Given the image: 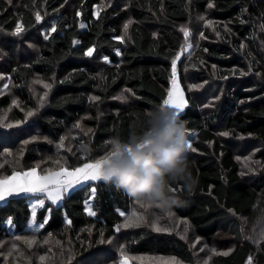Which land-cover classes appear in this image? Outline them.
Masks as SVG:
<instances>
[{"label": "trees", "instance_id": "trees-1", "mask_svg": "<svg viewBox=\"0 0 264 264\" xmlns=\"http://www.w3.org/2000/svg\"><path fill=\"white\" fill-rule=\"evenodd\" d=\"M212 16L216 31L203 28L185 55L199 83L221 85L213 110L203 107L199 94L191 97L189 75L181 65L177 69L187 101L181 119L195 134L197 151L189 159L200 182L193 194L183 193L186 203L174 211L193 225V236L145 224L125 227L123 250L132 264L158 257L200 264L189 243L195 236L208 248L228 251L213 264H249L250 257L251 264H264V240L245 237L264 216V168L258 166L264 163V0H0V61L9 67L14 91L13 99L0 93V114L8 112L0 117V177L31 168L45 174L107 155L113 137L126 139L141 127L146 110L168 98L171 61L194 35L185 37L182 30L199 29ZM89 48L91 56L85 55ZM122 90L128 100L118 99ZM29 111L36 113L35 126L26 120ZM247 155L259 163L246 167L237 159ZM91 184L94 197L90 188L77 187L59 205L45 199L35 214L36 222L47 221L39 231L27 229L34 200L9 198L0 204V243L33 239L35 249L24 247L31 264H64L65 244L77 254L108 250L136 200L102 181ZM104 261L121 264L113 250Z\"/></svg>", "mask_w": 264, "mask_h": 264}, {"label": "clouds", "instance_id": "clouds-1", "mask_svg": "<svg viewBox=\"0 0 264 264\" xmlns=\"http://www.w3.org/2000/svg\"><path fill=\"white\" fill-rule=\"evenodd\" d=\"M142 121L126 139L109 141L100 180L161 212L182 207L183 193L193 194L200 182L189 159L186 124L174 108L162 104L146 110ZM253 223H264V216Z\"/></svg>", "mask_w": 264, "mask_h": 264}, {"label": "rangeland", "instance_id": "rangeland-1", "mask_svg": "<svg viewBox=\"0 0 264 264\" xmlns=\"http://www.w3.org/2000/svg\"><path fill=\"white\" fill-rule=\"evenodd\" d=\"M70 3L73 0H69ZM107 2L108 4H110L111 0H102ZM119 2L125 3L126 0H117ZM59 12L57 13H53L54 15H57ZM211 22V28L213 30L216 31V27H215V21L216 18L212 16V18L209 20ZM128 22V17L125 19V23ZM208 27L206 24V21L202 22V26H200L199 29H186L189 32H193L194 35H191V40L188 42V44L191 45H195L198 43V41L202 38V32L201 30L203 28ZM188 47H184L181 52L178 54V56L180 57V59L177 61V69H178V65H181L183 67V70L189 75L188 78V89L191 92V97H195V94H199L200 98H204L202 104L203 107L206 108L207 111L213 110V107L215 106V102L219 100V98L221 97V95H219V91H220V87L221 85L217 84L216 82H213L212 80L209 82H205V83H199L195 77L192 75H190V70L188 69L187 66V58L189 57V54L185 55L186 51H187ZM26 55V54H24ZM3 61H0V77H3L2 79H0V93H4L5 95L7 94H11V96L14 94L12 85H11V78L8 75V71H9V67L8 66H4ZM177 84L180 87V89L182 90V93L184 95V99L186 100L185 97V92L182 88V85L180 83L179 77H178V73H177ZM5 85H7V87H5ZM172 89V84L170 87V90ZM124 97V100H128V94L124 93V90H122L120 92V94H118V97ZM13 99V96H12ZM16 104L17 101L14 98ZM187 102V101H186ZM40 103V102H38ZM187 106V104H186ZM186 108V107H185ZM185 111V109H184ZM183 111V112H184ZM182 112V113H183ZM33 114L31 116L27 115V119L29 124H33L35 123V117H36V113L32 112ZM181 113V114H182ZM8 112H3L0 114L1 116H5L7 115ZM1 119V118H0ZM8 125H11L8 124ZM70 130V129H69ZM188 138L190 140V142L193 145V142L195 140V134L193 133H188ZM258 148H256L255 151H257ZM192 151H190L189 154H191ZM2 156H0L1 158ZM103 155L102 156H98L97 158H95L94 160L88 162V163H94L96 160H100L103 159ZM250 158V159H249ZM240 160H243V164H247L248 161H253L254 162H258V159H254L251 155H247V156H243L242 158L239 156ZM262 164H258V166L263 169L264 168V163L261 162ZM84 165V164H83ZM83 165L81 166H77L74 168H69L68 166H64L65 168H67L68 170H74L76 168L79 167H83ZM248 165V164H247ZM32 169V168H31ZM28 169V170H31ZM28 170H21V171H17V172H25ZM37 173L40 175H43L44 173H41L38 169ZM60 170V169H59ZM58 171V170H56ZM88 182H85V184H87ZM79 187V186H77ZM76 187V188H77ZM72 190H69V192H71ZM68 192V193H69ZM67 193L64 194V196ZM24 195V194H21ZM29 196V195H26ZM64 196L62 198L61 201H58L56 203V205H59L63 202ZM31 197V196H30ZM9 198H6V200L4 202H6ZM31 199H33L34 201H32L33 203L36 202L34 197H31ZM46 199V198H45ZM47 200V199H46ZM4 202H0V204L4 203ZM135 211L137 213V215L139 216H143V222H141L139 224V226L141 224H145L148 225L151 229H153L152 224L154 222H156L157 226L161 229H166L165 231H171V232H177L179 235L184 236V237H192L193 236V225L191 223H189L187 220H185L184 217L180 216L178 213H176L174 211V209H172L171 211H165V212H161L159 209L157 208H152L148 205H144L141 204L140 202L137 203V200L135 202V207L133 206V208L128 212L127 215H125V219L122 225H120V235L117 236L112 242H110V246L108 247V250H97L94 251L88 255L83 254V252H80V254H77L76 251H74V247H71L69 244H65V250L62 251L60 253V257L62 259V262L64 264H104V258L106 256H108L110 254V251L113 250L114 252H117L119 259L121 260V264H132L131 260L125 255L127 254L126 251L123 250V245L125 244V241L127 240L125 233V227H123L125 221L127 218L131 217L132 212ZM169 213H171V215H169ZM33 219V218H32ZM146 221V222H144ZM41 223H38L36 221L33 220L30 221L29 226L27 227L28 230H36L39 231L42 228H39L38 226ZM135 227V226H134ZM132 227V228H134ZM137 227V226H136ZM131 228V227H129ZM128 228V229H129ZM154 230V229H153ZM264 230V223H257L254 224L252 226H250L248 229L245 230L246 233V238L247 239H252L254 243H258L260 240L254 239V237H258V234ZM190 234V235H189ZM189 237H187L189 239ZM22 238V237H21ZM20 238V239H21ZM19 240H17L16 238L10 239L8 241H5L3 243H0V264H31V261L33 260L32 257L30 255H28L27 250L24 248L25 244H28V248H34V240L31 238H24L23 242L25 243L23 244H19L18 243ZM32 242V243H29ZM189 243L191 244V246L194 248H197V255H198V261L200 262V264H213V258L218 255L219 253H227L228 251L226 249L221 248L218 245H214L211 247H206L205 242H201L199 238L195 237L191 238V240L189 241ZM68 245V246H67ZM27 246V245H26ZM58 246H61L58 244ZM11 253V254H10ZM123 253V255H122ZM178 261V259L176 258H168V257H158L156 259L153 260H141V264H148V263H153V264H166V262L168 261H172V260ZM21 261H24L23 263ZM34 264H39V262H35Z\"/></svg>", "mask_w": 264, "mask_h": 264}, {"label": "snow or ice", "instance_id": "snow-or-ice-1", "mask_svg": "<svg viewBox=\"0 0 264 264\" xmlns=\"http://www.w3.org/2000/svg\"><path fill=\"white\" fill-rule=\"evenodd\" d=\"M11 2V0H9ZM212 4H209V7H212ZM97 15L99 14V8L97 10ZM79 15V13H77ZM42 19L39 13H36V21L39 22ZM131 24V21L126 24L125 32H127V28ZM207 26H211V22L209 21ZM81 27H84L83 24H81ZM21 30V26L18 25L17 29L14 31L15 34H19ZM55 31L56 29L53 27L52 29ZM184 32V36L188 37L189 32L187 30H182ZM48 37L45 36V39ZM123 39V38H119ZM185 47L190 48L191 44L185 45ZM93 53V49L89 48L85 55L91 56ZM117 55H119V52H117ZM180 59L179 56H176L171 61V73H172V89L168 92V98L163 101L164 106L174 108L178 115H181V113L184 111L186 107V100L184 99V95L182 93V90L177 84V61ZM105 61L107 62V58L105 57ZM3 77H0L2 79ZM7 87V85H5ZM45 87H48V85H45ZM92 100L99 99L98 97H91ZM118 99L123 100L124 97H118ZM15 103V102H14ZM33 113L29 111L27 113L28 116H31ZM79 127V125H77ZM221 135L227 136L229 133L224 132L221 133ZM63 145L61 144V147ZM188 148L190 151L195 152L197 151L193 146L192 143L189 140ZM130 151V149H129ZM10 155V153H8ZM239 159V157L237 158ZM250 159V158H249ZM55 163H59V161H56ZM103 160H96L94 163H85L83 167L76 168L74 170H68L65 167H61L58 171H52L48 170L45 174L40 175L37 173L36 168H32L31 170L25 171V172H16L13 171L10 176H3L0 177V202H4L6 198L8 197H17L21 194L29 195L31 197H34L36 202L32 204V217H33V223L35 221V214L37 208H43L45 206V198L51 202V204H56L58 201H61L64 194L68 193L69 190H72V192H75L76 187H82V188H90L91 195L94 197L96 194V187L92 186L91 182H101L100 180V169L102 166ZM259 163V162H256ZM4 165L0 164V168H3ZM247 167L248 165L245 164ZM38 167V166H37ZM249 171L251 169L249 168ZM85 182H88L86 185ZM139 203V201H137ZM86 210L88 211V215L94 216L95 212L90 210V206H86ZM50 211V210H49ZM121 216H124V212H120ZM171 215V213H169ZM47 221L45 220L43 223H41L38 227L43 228L44 224ZM143 222V216L137 215L135 211L132 212L131 217L127 218L123 227H134L139 226V224ZM9 225H11V220L7 221ZM70 224L71 221H68ZM152 227L156 231H165L166 229H161L157 226L156 222L152 224ZM116 231H120V227L116 228ZM184 237H182L183 239ZM19 239V237H17ZM254 239H257V237H254ZM259 240H264V230H262L258 234ZM32 243V242H29ZM11 254V253H10ZM223 255H227L228 253H219ZM123 255V253H122ZM45 258L43 256L40 257V260L43 261ZM132 259H143L140 257H133ZM166 264H179L178 261H175L174 259L172 261L166 262ZM249 264H251V257L249 258Z\"/></svg>", "mask_w": 264, "mask_h": 264}]
</instances>
